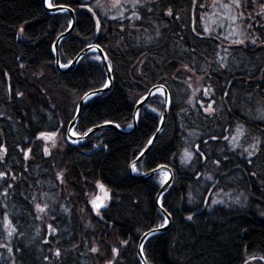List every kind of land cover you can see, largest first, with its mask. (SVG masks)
<instances>
[{
  "label": "trees",
  "instance_id": "16d2710c",
  "mask_svg": "<svg viewBox=\"0 0 264 264\" xmlns=\"http://www.w3.org/2000/svg\"><path fill=\"white\" fill-rule=\"evenodd\" d=\"M51 2L76 9V25L59 47L61 63L72 61L80 49L85 48V43H100L114 69L112 87L106 94L84 105L75 132L103 124L104 120L128 128L127 125L132 123L134 99L146 95L153 85L161 83L170 91L171 108L165 128L155 146L137 165L141 173L148 172L157 164L167 165L175 175L162 200L172 213V223L164 233L145 242L148 264H243L253 255L264 256V216L260 214L264 211V183H261L264 180V150L251 158L252 163L248 164L246 156L240 155L248 147L247 141L231 153L222 140H209L210 134L215 135L222 130L221 126L228 128L230 121L246 125L250 130L249 141L264 132V123L249 118V111L264 98V83L257 87L247 75L251 72L257 78L261 76L259 69L264 67V51L251 45L247 48L241 46L238 50L229 48L231 55L227 59L233 71L213 73L211 82L217 89V106L221 104V86L231 90L236 97V105L233 107L229 97H223L228 101L231 112L222 109L215 117L206 119V113L198 112L186 103L192 96V89L184 83L186 75L173 77L177 76L178 69L191 61V55L183 49L196 50V75L192 76V83L202 74L200 69L207 68L211 73L217 67L214 63L216 52L223 56V49L229 47V42L223 38L221 41L203 35L197 38L192 32L194 27L202 32L201 23L205 24V19L196 22L197 15L205 17L208 0H197L198 5H205L198 13L192 0H151L148 7L154 11L148 13L145 9L141 12L143 19L137 21L140 31L131 32L127 29L121 31V24L103 17L91 1L90 6L103 22L99 33L94 30V21L88 18L90 14L79 8L77 0ZM168 7L181 18L165 17L161 9L166 11ZM68 20H71L68 13L47 12L42 0H0V144L7 148L6 160L0 161V171H8V182L13 184L7 198L0 195V243L6 242L3 213L7 211L18 228L10 241L14 248H21V252L15 253V264H49L43 259L49 254V245L44 243L46 237L51 241V247L58 246L62 250L71 249L72 244L80 243L81 238L103 240L120 248L119 264H140L137 256L140 237L162 222L161 213L156 208L160 186L158 175L146 180L134 178L128 165L159 126L158 115L164 108L162 97L155 94L145 103L156 108L157 112L138 123L133 133L122 135L105 128L92 133L82 143H68L66 149L56 156H45L42 151L44 140H36L38 132L64 134L69 126L67 121L75 116V107L83 93L100 88L107 79L103 75V63L89 62L97 53L85 55L69 72L62 73L55 68L52 44L65 32ZM20 27L24 28L22 35L17 34ZM157 28L162 37L155 36ZM148 36L153 37L151 42H147ZM217 43L220 44L218 49L215 47ZM233 77L242 80L235 88L226 83ZM207 83V80L201 81L205 86ZM16 91L22 92L23 96L14 95ZM248 93L252 94L251 100ZM202 98L207 102L208 97ZM199 100L193 99V102ZM181 109L187 111L182 112ZM181 124L186 126V130L180 128ZM189 132L199 135L189 136ZM224 134L228 135L227 132ZM201 137L209 143L201 144ZM188 142L200 144L210 159L190 167L182 165L179 154ZM27 148H32L33 152L25 161L21 149ZM220 149L228 155L227 161L223 160ZM215 160H221V164L212 163ZM60 170L66 171L65 182L74 198L68 197L64 185L55 180V173ZM195 172L202 175L196 176ZM252 172L258 176L252 177ZM205 173L213 175V180H207ZM12 176H17L18 180L13 181ZM97 180L111 195L104 220L89 213L91 205L86 203L100 191L94 187ZM229 186L238 187L249 195V207L242 208L237 204L208 207L203 203L205 199L210 203L216 190ZM4 187L6 185L0 182V193ZM189 191L195 196V204L188 203ZM42 193L48 196L44 197ZM33 196L37 197V202L43 203L47 199L55 207V212L50 214L57 217L55 226L59 232L55 239L48 235L46 227L51 220L46 217L42 222L29 215L33 211L29 205ZM4 205H7L6 209ZM60 205L69 212H62ZM81 205L85 207L82 213ZM189 209L195 213L193 221L186 219ZM89 223L91 227L86 228ZM124 239L129 240L128 245L119 243ZM81 252H87L82 244L78 250L66 252L62 257L63 264H99L94 255L81 256ZM0 256L5 257L0 259V264H12L6 249L0 248ZM249 264H264V261H250Z\"/></svg>",
  "mask_w": 264,
  "mask_h": 264
},
{
  "label": "snow or ice",
  "instance_id": "6c2138e0",
  "mask_svg": "<svg viewBox=\"0 0 264 264\" xmlns=\"http://www.w3.org/2000/svg\"><path fill=\"white\" fill-rule=\"evenodd\" d=\"M150 0H112V7L113 8H120L123 9L122 11H119L117 15L110 17L111 20L116 21H124L120 25L121 31L125 30V25L129 29L135 27L133 23H129L131 21H142L143 17L141 16V12H144L145 9H147V12H153L154 8H149L148 3ZM77 3L79 5L80 9H85L87 14H90L88 18L90 20L94 21V30L96 33H99L103 28V22L102 20L97 17V13L93 11V7L90 6L91 0L89 2L84 3L81 2V0H77ZM44 4L49 8H58L60 11L67 12L69 11L68 7H66L64 4H54L51 2V0H44ZM193 8L199 12V9H202L205 7L203 4H197V0H192ZM95 7L97 9L101 8L102 5L100 4L99 0H97V3L95 4ZM213 7H216L214 4ZM219 7L224 9L225 11L221 14L222 18L219 20L212 21L211 24H203L202 26V32L197 31V29L194 27L192 28V32L196 34V37L199 38L202 35L209 39H214L215 41H221V38L223 40H227L229 42V47L224 48L223 51L225 55L221 56L219 52H216V60L214 63L217 64V67L212 69V72H208L207 68H202L199 71L202 73L200 76L197 77L199 81L207 80L208 83L205 86L204 84H201L200 87L193 89L192 96L189 97V99L186 101L188 105H190L192 108L197 109L199 112L202 110V113H206L208 117H215L222 109H227V111L230 113L231 108L228 107V101H225L223 97H229V100L232 102V106L235 107L236 105V97L231 93V90L225 89L223 86L220 87V91L222 93L221 95V104L217 106V102L215 99L216 91L217 89L213 85L212 81V74L217 72H231L233 69L229 66L227 57L231 55L229 48H233L235 50H238L241 46L243 48H247L249 45L254 47H259L262 51H264V0H229L228 3H221L219 4ZM256 7H259L260 11L255 12ZM251 8L253 11L246 12V9ZM76 10V9H73ZM130 10V14L125 16V12ZM232 10L236 11V14H231ZM162 14L165 17L168 18H174L176 20H179L181 17L174 11L173 8L168 7L166 11L161 9ZM255 13V14H254ZM205 19L204 16L197 15V21L196 22H203ZM230 21L229 28L230 31L227 35H224L223 29H224V21ZM240 20L241 22H244L247 24V28L244 31H240L239 27L236 25V21ZM78 22V21H77ZM74 22L72 20L67 21V28L68 29L73 28ZM213 24L216 27H219L222 31L220 33H214ZM146 31V30H145ZM24 32V28L20 27L18 30V35H22ZM257 33L256 35H250V33ZM130 34V33H129ZM60 36H63V33L60 34ZM156 37H162V33L157 28L155 31ZM122 39V37H121ZM147 42H151L153 37L148 36ZM183 39V38H181ZM85 47H87L89 50L96 51L99 50L101 55H95L90 58L89 62L96 61L103 63L105 68L107 69V72H104L103 75L107 77V79L104 80L101 87L96 89H90L89 91H86L83 93L81 100L84 103H87L93 98H98L101 93H103L106 89H109L111 87L112 83V77L111 73L113 72V67L110 63L109 57L104 51V49L101 47L100 43H85ZM215 47L218 49L220 48V44H215ZM58 46L53 43L52 44V51L56 52ZM83 51V48L80 49ZM183 51L188 52L191 55V61L190 63H185L181 69L177 70V76H174L173 79H176L179 75L184 74L186 75V79L184 80V83L188 84V87L191 88L192 85L190 83L192 76L196 75V56H195V49H183ZM235 60V57H233ZM57 64L61 68H68L69 64L72 63V61H69L68 63H60L59 60L56 61ZM141 64L144 63V61H140ZM211 67V65H209ZM261 72V76L259 78L252 75L251 72L247 73V75L251 78V81L259 87V84L264 83V67H261L259 69ZM188 73H191V75H187ZM42 75V73H41ZM144 74L141 73V76ZM159 78V77H158ZM233 80L236 81V83H233ZM233 80H227L226 83L232 84L233 88H235L239 83L242 82L240 78L233 77ZM154 88H156V91L161 94L164 98L161 100V104L168 106L171 101L169 99V96L165 93V84L161 83L158 87L156 85H153ZM201 93L202 97H208L207 102L201 98L198 102L194 103L193 98L196 96L197 93ZM150 95H154V93L149 90ZM14 95L17 96H23L22 92L16 91ZM248 98L251 100L252 94L248 93ZM146 97L141 96L139 99L133 100V107L134 111L131 113L132 120L136 123H140L143 120L147 119L148 116L151 113L157 112L156 108H152L149 105L145 104ZM257 106L254 109H251L249 111V118L253 120H257L259 122L264 123V98L262 100L256 102ZM138 106V107H137ZM75 111L77 114L80 113L81 108L79 105L75 107ZM182 112H186L187 109H181ZM2 115V113H0ZM222 118V117H221ZM34 119V118H33ZM77 116H72L67 123L71 125V127L67 128L68 137L67 139L71 141V143H78L79 140H72V136H79V137H87L89 133L93 132V127H102L103 125H114L115 128L119 129L121 125L119 123H115L111 120H104L103 125H93V127H89L86 131L77 133L73 131V129L76 127L75 124H73V120H76ZM155 119V118H154ZM158 119L160 123L165 122V116L161 112L158 115ZM65 122H61L63 124ZM128 128H133L134 124L129 123L127 125ZM180 128L182 130H186V126L184 124L180 125ZM222 130L215 135H209L210 141H223L225 142V147L227 150L231 153H235L236 149L241 146L242 143L248 142V147L244 148L243 152L240 153L242 156L246 157H254L257 155L260 151L264 150V132L261 133L260 136L251 137V140L249 141L250 136V130L246 127L245 124L240 123L239 121L229 122L228 128H223L221 126ZM60 129H57L59 131ZM161 129L159 127H156L155 132L152 134V136L147 138V143L143 146V148L139 149V155L136 156V158L128 165V168L131 172L142 174V175H149L151 173L152 175H156L159 173V178L157 183L159 184L161 188L160 194L156 198V203L159 204L161 209V221L158 223L154 228H150L147 232L143 233V240H147V238L150 235H154L156 232H158L160 229H165L169 224L170 220L172 218V213L168 211V209L164 206L163 200V189L169 184L170 180L174 179V173L171 172L170 169L167 168V165L163 164H157L156 167L149 168V172L140 173L139 168L137 167L138 163H142V158H144L147 155V152L151 150V147L155 146V140H156V133H159ZM227 132L228 135H225L224 133ZM57 132L56 131H39L38 135L36 136L37 141L41 140H53L54 137H56ZM189 136L199 135L195 132H189ZM209 140H203L201 137V144L207 145L209 143ZM19 147V145H17ZM57 147L55 140H53L51 148H49L47 145L43 147L42 151L45 156H50L52 149H55ZM93 147H101L100 145H93ZM102 147L107 148V145H103ZM205 150H201L200 144H191L188 142V146L183 148V151L179 154V160L180 163L186 167H190L192 164H199L201 161L207 162L210 159V156L205 154ZM220 154L223 156V160L227 161L229 159L228 155L224 154V150L220 149ZM22 155L24 157V160L27 161L29 159L30 153L33 152L32 148L21 149ZM6 153L7 148L4 146V144H0V161L6 160ZM135 155V153H134ZM176 155V154H174ZM151 163V162H149ZM212 163L216 165L221 164V160H215L212 161ZM247 163L251 164L252 160L247 159ZM239 167V166H237ZM219 171V168L217 169ZM196 176L202 175L199 172L193 173ZM222 174V173H221ZM66 171L61 170L55 173V180H58L61 185L65 183L66 179ZM205 178L209 181L213 180V175L205 173ZM252 177H257L258 173L252 172ZM9 179V173L8 171H0V182H2L3 185H6L4 187L3 193H0V195H3L5 198H7L9 194V190L13 188V184L8 182ZM11 179L13 181L18 180L17 176H12ZM39 183V181H37ZM261 183H264V180L261 181ZM95 188H98L103 195L102 196H93L90 199L86 200L87 204H90L91 207L88 209L89 213H94L97 218L100 220H104V214H106V211L108 209L109 201L111 200V195L109 190L105 187V185L97 180L94 184ZM206 191L208 189H205ZM87 195V194H86ZM42 196L47 197V193H42ZM195 196H193L192 192L189 191L188 193V203L189 204H195ZM247 202V197L244 198V200H241L240 196H236L233 198L234 204H240L242 207ZM203 203L211 207L212 205H218V204H225L224 200H216L213 199L209 203L207 199L203 200ZM30 207L33 209L29 213V215L33 216L34 219L44 221L47 217L49 220H51V223H47V231L48 235L52 237V239H55L59 229L55 226L57 223V217L56 215H50L51 213L55 212V207L51 205L48 200L46 199L43 203L37 202V197L33 196L31 201H29ZM230 206V205H229ZM4 208H7V205H4ZM60 208L62 212L68 213L69 210L64 207L63 205H60ZM261 215H264V211L260 213ZM195 213L189 209V215H187L186 219L188 221L194 220ZM3 227L5 229V235L4 239L6 240L5 243H0V248H4L7 250L10 259H12V264H15V253L21 252L20 247H13L11 246V238L18 232V228L16 224L13 223V218H10L7 211H4L3 213ZM85 227H91V224H86ZM139 231V230H138ZM39 233V230H38ZM20 235H23V233H19ZM44 243L46 245H49V254L44 256L43 259L45 261H48L49 264H63L62 257L64 254L68 251H76L79 249L81 244L84 248L87 249V252H81L79 255L85 256L88 254L94 255L99 260H104L105 264H119V257L122 255L120 248L112 246L111 244H106L103 240H100L97 242V240L92 239H84L81 238L80 243L72 244L71 249H61V247H51V241L46 237L44 239ZM119 243L121 245H128L129 240L124 239L120 240ZM175 243V242H174ZM101 245H104L105 251H101ZM141 253H143L144 250V243L143 241L139 245ZM111 255V259H108L107 256ZM0 259H5V257L0 256ZM264 261V256H251L248 257L243 261V264H249L250 261ZM144 264H147V257H144Z\"/></svg>",
  "mask_w": 264,
  "mask_h": 264
},
{
  "label": "rangeland",
  "instance_id": "374dc122",
  "mask_svg": "<svg viewBox=\"0 0 264 264\" xmlns=\"http://www.w3.org/2000/svg\"><path fill=\"white\" fill-rule=\"evenodd\" d=\"M85 1H89V0H85ZM91 1H93V4L95 6V4L97 3V0H91ZM99 2L102 5V7L99 8L98 10L102 14V16L107 18V19H110V17L117 15V13L119 11L123 10L120 8H113L112 7V0H99ZM228 2H229V0H208V2L206 3L208 12L205 15V24H211L212 21L221 19L222 18L221 14L225 10L220 8L219 4L228 3ZM258 2H259V0H258ZM214 4L216 5V7H213ZM245 11L251 12L253 10L251 8H249V9H246ZM259 11H260L259 7H256L255 12H259ZM124 14H125V16L129 15L130 10L126 11ZM231 14H236V11L232 10ZM116 21L120 24L124 23V21H120V20H116ZM129 23H133L135 25V27L129 29L127 27V25H125V29H127L130 32L135 31V30L140 31L139 27L137 26V21H131ZM235 23L239 27L240 31H244L247 28V24L244 22H241L240 20H237ZM229 24H230V21H227V20L224 21V25H225L224 29H223L224 35H227L228 32L230 31ZM213 28H214V33L222 31L219 27H216L214 24H213ZM97 55H99V54H97ZM191 85H192L191 89L193 91V89H196V88L201 86V81H199L198 79H194L192 81ZM157 95L161 96V94H159V93H157ZM161 97L163 99V96H161ZM201 98H202V95L199 94V92H198L193 99L195 100V99H201ZM162 113H163V110H162ZM53 140H55L56 145H57V147L55 149H52V151H51V155H54V156H56L57 154H59L63 150H65L68 143L72 144L71 141L67 139V129H66V132L64 134H57L56 137L53 138ZM53 140H44L43 146L47 145L49 148H51ZM74 145H76V144H74ZM240 148H241V146L238 147L237 149H240ZM246 158L251 159L253 157H246ZM157 175L159 178V174H157ZM63 185L65 187V193L67 194V196L70 198H74L75 197L74 193L70 190L68 183L65 182ZM99 195L102 196L103 193L101 191H99L94 196H99ZM236 196H240L242 201L244 200L245 197H247V202L244 204L243 207L244 208L249 207V203H250L249 195H247L245 192H243L242 190H240L238 187H235V186H233V187L229 186L226 189L221 188V189L216 190L215 193L213 194L212 200L213 199H216V200L222 199L225 201V204H218V205H225V206L227 204L236 205L233 203V198ZM237 205H239V207H242L240 204H237ZM84 208H85L84 206H82V205L80 206L81 213H82V211H84ZM262 216H264V215H262ZM86 222H87V220H86ZM97 242H99V240H97ZM100 247H101V251H105L104 245H101ZM110 257H111V255L107 256L108 259H111ZM99 264H105V261L99 260Z\"/></svg>",
  "mask_w": 264,
  "mask_h": 264
},
{
  "label": "water",
  "instance_id": "95a60500",
  "mask_svg": "<svg viewBox=\"0 0 264 264\" xmlns=\"http://www.w3.org/2000/svg\"><path fill=\"white\" fill-rule=\"evenodd\" d=\"M42 5H43L44 9H45L47 12H49V13H68V14L70 15V17H71V20L74 22V24H73V28L68 29L67 31L63 32V36L61 37V36L59 35V36L56 38L55 42H54V43L58 46L57 51H56V52H53L54 57H55V68H56L59 72L66 73V72H69V71L73 70V69L78 65V63L80 62V60H81L85 55H87V54H89V53H97V54L101 55V53H100L99 50H96V51L94 52V51H92V50H89L87 47H85V48H83V51H80V52L76 55V57L72 60V63L69 64V67H68V68H61V67L59 66V64L56 63L57 60H59L60 63H61V60H60V53H59V47H60V44H61L62 40H63L64 38L68 37V36L72 33V31H73V29H74V27H75V25H76V15H75V11H74L72 8L68 7V6H66V7H68V9H69V11H67V12L60 11L58 8H52V9H49V8L44 4V0H42ZM104 51H105V50H104ZM105 52H106V51H105ZM106 54H107V52H106ZM103 66H104V64H103ZM104 70H105V72H107V69L105 68V66H104ZM110 75H111V77H112V83H111V87H112V84H113V73H111ZM159 85H160V84H157L156 86L158 87ZM111 87H110V88H111ZM110 88H109V89H110ZM109 89H106V90H105L103 93H101L100 95L106 94V93L109 91ZM149 90H151V92L154 93V95L157 94V93H159V92L156 91V88H154L153 86H152ZM165 93L169 96V99H170V101H171V94H170V91L168 90V88H167L166 86H165ZM159 94H160V93H159ZM154 95H150V94H149V91H148V93H147L146 95H144V97H146L145 103L148 102V101H149ZM163 98H164V97H163ZM85 104H86V103L82 102V100L80 99L78 105L80 106L81 111H80L79 114L75 113V116H77V119H76V120H73V122H72L73 124L76 125V124L78 123V121H79V119H80V117H81V114H82L83 107H84ZM137 107H138V106H137ZM170 108H171V103H170L168 106H165V105H164L163 114H164V116H165V122H164V123H160V122H159V126H158V127L161 129V131H160L159 133H156V137H157V138H156L155 142L157 141V139L159 138V136L161 135V133L163 132V130H164V128H165L166 120H167L168 115H169V113H170ZM132 123L134 124V127H133V128H125V129L122 128V127H120L119 129H117V128L114 127V125H103V124H100V125H103V126H102V127H93V132H92V133L97 132V131L102 130V129H105V128H110V129L115 130V131L118 132L119 134H122V135H129V134L133 133V132L137 129V127H138V123H136V122L133 121V120H132ZM68 127H71V125L69 124ZM73 131H74V129H73ZM92 133H89V135H88L87 137H79L78 135H77V136H72V140H79L78 143H72V144H79V143L84 142V141H85V140H86V139H87ZM67 137H68V133H67ZM151 148H152V147H151ZM148 152H149V151H148ZM148 152H147V153H148ZM138 155H139V154H138ZM138 155H137V156H138ZM167 168L170 169L172 173H174L173 170H172L169 166H167ZM148 172H149V171H148ZM129 173H130V175H131L132 177H134V178L145 179V180H146V179H149V178H151V177H153V176H155V175H152L151 173H149V175H142V174L133 173V172L130 171V169H129ZM144 173H145V172H144ZM157 174H159V173H157ZM157 174H156V175H157ZM174 179H175V175H174ZM174 179L170 180L169 184L163 189V195H164V194L168 191V189L171 187V185H172L173 182H174ZM160 192H161V188L159 189V192H158V194L156 195V198H157V196L160 194ZM99 196H100V195H99ZM156 208H157V210L161 213L160 206H159V204H157V203H156ZM171 223H172V218H171V220H170V224H169L165 229H160V230H159L158 232H156L154 235H150V236L147 238V240H148L149 238H151L152 236H155V235H158V234L164 233V232L170 227ZM147 240H143V234H142V236L140 237V239H139V241H138V245H137V256H138V259H139V261H140V264H144L145 253H144V250H143V253H141L140 248H139V245H140V243H141L142 241H143V243L145 244V242H146ZM147 264H148V262H147Z\"/></svg>",
  "mask_w": 264,
  "mask_h": 264
}]
</instances>
